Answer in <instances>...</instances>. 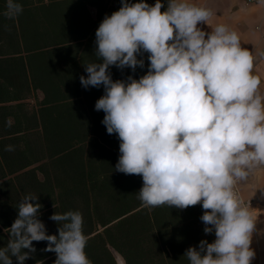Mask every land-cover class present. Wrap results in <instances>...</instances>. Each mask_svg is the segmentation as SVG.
<instances>
[{"label": "clouds", "instance_id": "1", "mask_svg": "<svg viewBox=\"0 0 264 264\" xmlns=\"http://www.w3.org/2000/svg\"><path fill=\"white\" fill-rule=\"evenodd\" d=\"M121 4L97 28V62L86 64L87 76L80 77L86 89L104 87L95 110L105 113L107 133L120 140L115 170L142 177L143 207L202 206L204 232L216 238L187 249L190 264H251L256 221L235 188L264 167V94L254 57L227 25L200 27L213 16L207 7L167 0L162 12L161 0ZM22 12L18 0H6L7 18ZM144 52L146 75L113 81L111 66L134 71L144 66L137 58ZM37 201L33 194L20 201L0 264H13V257L24 264L36 251L34 241L47 242L54 264H92L82 214L54 213L50 219L60 227L49 235Z\"/></svg>", "mask_w": 264, "mask_h": 264}, {"label": "trees", "instance_id": "2", "mask_svg": "<svg viewBox=\"0 0 264 264\" xmlns=\"http://www.w3.org/2000/svg\"><path fill=\"white\" fill-rule=\"evenodd\" d=\"M18 2L22 14L9 19L0 0V247L8 243L20 201L33 194L49 235L60 227L50 219L54 213L82 214L92 264H119L118 255L125 264H190L186 250L216 238L204 232L202 206H142V177L115 170L120 140L107 133L105 113L95 110L104 87L86 89L80 82L85 65L97 62L96 30L121 0ZM161 2L163 12L167 0ZM148 55L137 57L144 66L134 71L111 66L113 81L146 75ZM9 145L14 151H6ZM33 246L24 264H54L46 241Z\"/></svg>", "mask_w": 264, "mask_h": 264}, {"label": "crops", "instance_id": "3", "mask_svg": "<svg viewBox=\"0 0 264 264\" xmlns=\"http://www.w3.org/2000/svg\"><path fill=\"white\" fill-rule=\"evenodd\" d=\"M212 10L209 25H201L210 31L217 24H225L236 31L243 48L248 49L254 57L253 75L261 80L260 92L264 94V0H188ZM40 99L44 94L37 91ZM242 196L264 204V167L257 168L247 179L239 182ZM256 221L250 247L255 251L251 264H264V221Z\"/></svg>", "mask_w": 264, "mask_h": 264}, {"label": "built area", "instance_id": "4", "mask_svg": "<svg viewBox=\"0 0 264 264\" xmlns=\"http://www.w3.org/2000/svg\"><path fill=\"white\" fill-rule=\"evenodd\" d=\"M249 1L257 2V1H262V0H249ZM235 191L237 192L239 197L242 199L244 204L249 207V210L252 213V216L258 220L264 221V204L259 201L253 200V199L244 198L242 196L239 183L236 185Z\"/></svg>", "mask_w": 264, "mask_h": 264}, {"label": "rangeland", "instance_id": "5", "mask_svg": "<svg viewBox=\"0 0 264 264\" xmlns=\"http://www.w3.org/2000/svg\"><path fill=\"white\" fill-rule=\"evenodd\" d=\"M119 258H120V255H118V256H117L118 263H119V264H125L124 262H123V263H122V262H120V261H119Z\"/></svg>", "mask_w": 264, "mask_h": 264}, {"label": "bare ground", "instance_id": "6", "mask_svg": "<svg viewBox=\"0 0 264 264\" xmlns=\"http://www.w3.org/2000/svg\"><path fill=\"white\" fill-rule=\"evenodd\" d=\"M119 261L122 262V263L124 262V261H123V258H122L121 256H120V258H119Z\"/></svg>", "mask_w": 264, "mask_h": 264}]
</instances>
